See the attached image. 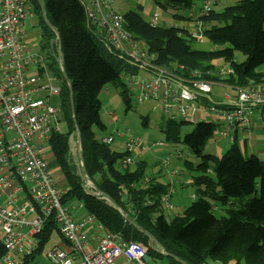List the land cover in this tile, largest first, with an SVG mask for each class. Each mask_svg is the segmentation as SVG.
I'll use <instances>...</instances> for the list:
<instances>
[{
	"label": "trees",
	"instance_id": "trees-1",
	"mask_svg": "<svg viewBox=\"0 0 264 264\" xmlns=\"http://www.w3.org/2000/svg\"><path fill=\"white\" fill-rule=\"evenodd\" d=\"M33 1L40 14L41 50L62 81L60 104L66 131L53 132L50 142L53 160L63 176L61 187L66 189L64 203H83L85 211L96 216L109 231L128 242L143 243L153 259L167 257V264H205L208 259L224 264H264V160L257 155L246 157L237 143H232L221 157L204 153L219 121L194 122L193 130L181 137L185 119L167 118L162 130L168 141L183 142L201 158L197 166L190 163V169L199 172L192 174L198 199L182 214L167 219L162 202V195L168 191L166 185L157 177L145 182L146 161L136 162L131 170L124 160L133 158L134 151L115 150L96 132L106 129L101 113L102 89L109 83L121 86V94L130 107V89L121 80L122 75L140 74L143 68L102 42L87 21L82 0H46L44 12L40 2ZM156 1L172 10L175 22L160 21L155 25L135 9L127 13L120 9L125 26L134 37L147 43L156 64L188 77L198 71L202 78L234 87L264 81V71L259 70L264 65V0H237L221 10L213 8L198 16L185 13L194 5L193 0ZM190 20L196 22L193 31L183 25ZM49 23L60 35L65 74L53 54L51 40L55 33ZM200 29L202 41L212 47L194 45L198 42L194 34ZM238 51L245 55L241 62ZM216 60L231 62L234 73L220 77L213 68ZM226 79L234 84L224 83ZM75 131L80 132L86 176L94 188H87L71 152L70 136ZM209 198L230 205L227 214L218 216L215 208H225ZM235 200L239 208L234 207ZM55 228L53 220L45 225L39 234V247L29 261H35L43 252ZM151 238L162 245L164 253L151 245ZM6 252L0 236V259Z\"/></svg>",
	"mask_w": 264,
	"mask_h": 264
},
{
	"label": "built area",
	"instance_id": "built-area-1",
	"mask_svg": "<svg viewBox=\"0 0 264 264\" xmlns=\"http://www.w3.org/2000/svg\"><path fill=\"white\" fill-rule=\"evenodd\" d=\"M117 1L82 0L87 21L102 42L110 50L130 57L143 72L150 73V76L131 72L122 75L141 103L157 101L173 120H178L173 109H178L182 119L193 115L194 122H197L196 114L214 112L223 119L219 121L217 135L232 143L239 131L249 129L253 119L264 121V81L238 86L236 96L225 90L221 100H217L213 96L216 81L200 79L198 71L188 77L156 64L147 43L134 37L125 26V16L116 7ZM216 2L203 0L201 12L208 13ZM33 3V0H0V236L7 250L0 264H38L28 258L36 253L39 234L52 220L56 224L54 230L67 243L66 246L56 244L44 248V255L53 264H148V246L126 241L109 231L92 214L77 219L71 206L64 203L66 190L54 179L47 152L51 134L62 132L64 127L62 108L53 105L50 99L60 96L62 89L52 84L58 77L53 76L52 69L53 73L49 74L46 55L41 49L35 52L31 41L25 39V21L35 16ZM160 21L159 10L151 23L156 25ZM54 32L53 54L60 71L65 73L60 38ZM195 36L202 41V30L195 32ZM33 70L38 73L34 74ZM217 72L229 76L234 73V67L231 62L224 61ZM42 92L48 94L43 96ZM201 95L206 97L201 98ZM102 140L111 143L114 137ZM144 141L140 136L131 137L126 149L131 153ZM156 145L165 146V143L156 142ZM80 146L81 143V152ZM133 162L128 156L124 165ZM81 164L82 172L86 173L83 155ZM176 173L178 171L174 170L171 177ZM86 179L89 180L87 176ZM148 180L146 177L145 182ZM87 188H94V185ZM96 194L101 193L97 190ZM162 202L164 208H174L171 190L162 195ZM76 204L84 207L83 203ZM31 214L35 217L28 220ZM90 233H97L95 246L90 244Z\"/></svg>",
	"mask_w": 264,
	"mask_h": 264
},
{
	"label": "rangeland",
	"instance_id": "rangeland-1",
	"mask_svg": "<svg viewBox=\"0 0 264 264\" xmlns=\"http://www.w3.org/2000/svg\"><path fill=\"white\" fill-rule=\"evenodd\" d=\"M163 1V0H158ZM194 4L201 5L200 0H193ZM41 6L43 7L46 3V0L39 1ZM229 1H226L223 3V6L219 7L218 10L223 9L224 7L228 6V4H234L236 1H233L231 3H228ZM194 6V5H193ZM192 6V7H193ZM117 7L121 9L124 13L129 12L130 10H137L143 18L146 21H152L153 15L156 13V11L162 10L161 15V23L160 24H168L171 21H174V16L171 13L172 10L165 9L163 6H161L156 0H128L126 2H121L117 4ZM191 8L185 9V13L189 14L191 11ZM33 9L35 12V16L32 18H28L25 21V39L31 41L32 49L39 53L41 46H40V39H41V33L42 29L40 27V14L35 11V3H33ZM199 10H197L198 12ZM198 42H194V45L200 48H210L212 45L207 42L206 40H203L200 42V39L195 36ZM57 44V43H56ZM58 45V44H57ZM150 53V51H149ZM150 55L153 57V55L150 53ZM238 60L241 62L245 55L238 51L236 53ZM214 67L217 71L219 67L222 65V61H214ZM59 64V63H58ZM57 64V65H58ZM48 66V72L49 74L53 73L51 71V68ZM59 68V65H58ZM259 70L264 71V65H262ZM34 74L38 73V70H33ZM210 72V71H209ZM145 76H150V73L147 71H144ZM143 74V73H141ZM53 76H57L58 79H54L52 81V84L55 86L60 87L62 89V81L60 77L54 72ZM224 78L226 76H221ZM202 78V76L200 77ZM44 80L45 77H44ZM122 81H126L125 76L122 77ZM224 83L228 84H234L233 82H229L227 79L224 81ZM45 84V83H43ZM218 84V83H217ZM216 84L214 94L215 96L221 93V91L228 90L232 96L237 95V91H234L233 89H224L222 86H219ZM225 85V84H224ZM127 87L125 86V89ZM121 86L116 85L115 83H109L107 84L100 93V100H101V113L103 120L106 123V129L105 130H99L96 129L97 135L99 138H102L104 136L112 135L114 137V142H111V146L113 149L118 151H125L126 149L123 146V143L126 144L129 142L131 137H142V138H148L144 139L145 141L140 146L141 150L144 151V154L139 159L137 153H133L134 163L129 164V168L132 170L135 168L136 162H139L140 160L146 159V168H145V175L149 177H157L166 187L171 190L173 193V202L174 207L173 209H166L164 208V213L167 219H172L180 214L183 213L185 208L190 206L192 202L196 199H193L192 196L195 193L196 197L198 196V192L196 190V186L194 184H182L180 180L185 181L186 179L191 177V174L198 175L199 172H195L190 169V163L194 166H197L199 162L201 161V158L197 156L186 144L183 142L179 143H173L169 142L167 138V134L162 130V124L164 123L169 116L166 114L163 107L157 102V101H148L145 103H141L137 99V94L135 91H129L130 99H131V106L128 107L126 104V101L121 94ZM47 92H42L43 96H46ZM51 102L53 105L58 106L60 108V96H51L50 97ZM153 107L156 109L153 110ZM178 109H173V113L176 114V117L178 120L182 119L181 113L177 111ZM63 116V113H62ZM195 119L197 121L199 120H206L211 121L213 123H218V121H222L223 119L219 117L214 112H202L195 115ZM64 121V127L63 131H66V121L64 119V116L62 118ZM186 123L181 126L180 128V135L181 137L185 136V134L191 132L193 128L195 127V123L193 120V115L188 116L185 119ZM219 129V125L216 127V131L214 135L207 141L206 146L204 148V153L208 154H216L218 156H223L227 152V141L220 139L217 135ZM243 136H246V132H243ZM146 134L149 136L146 137ZM248 135V134H247ZM250 137H243L241 136L239 138V143L242 146L243 140L247 139L248 144L252 142L253 139L255 141H264V121L256 122L254 124L253 129L249 133ZM156 142H164L165 146H158L156 145ZM79 137L77 131L73 132L70 136V147L71 152L73 153L74 157L76 158V161L78 162V165L80 167V172L83 176V178L86 180V184L93 185L91 181L86 179V173L82 172V150L80 152L79 149ZM226 146V147H225ZM81 147V146H80ZM225 147V148H224ZM139 148V149H140ZM50 154V162L53 169V177L58 181L59 186H63V176L60 172V170L54 165L53 163V157L52 152L50 150H47ZM169 160V163L166 164L165 161ZM177 170L178 173H176L173 177H170V174ZM170 177V178H169ZM171 179V184L169 180ZM176 181V182H175ZM174 182V183H173ZM189 182V180H188ZM174 185V186H173ZM218 187L217 189H219ZM209 200L212 203L217 202L218 205H221L224 209V211H219L215 208V212L220 215H226L227 209L230 208V205H222V203L213 198H209ZM238 200H235V203H237ZM186 206L185 208L183 206ZM234 207L239 208V203L235 204ZM184 208V209H183ZM82 210V209H81ZM35 216L33 214L29 215L27 217L28 220H32ZM151 245L157 250L165 252L162 245L156 241L154 238L150 239ZM160 248V249H159ZM45 257V259H43ZM43 259V260H42ZM41 260L43 264H53L45 255L44 252L42 254ZM168 259L167 257H161V258H155L152 261L148 262V264H167ZM233 264H236L232 262ZM229 263V264H232ZM205 264H224L219 260L215 259H208Z\"/></svg>",
	"mask_w": 264,
	"mask_h": 264
},
{
	"label": "crops",
	"instance_id": "crops-1",
	"mask_svg": "<svg viewBox=\"0 0 264 264\" xmlns=\"http://www.w3.org/2000/svg\"><path fill=\"white\" fill-rule=\"evenodd\" d=\"M226 1H229L228 3H231V2H233V1H237V0H218L216 3H215V5H214V8L215 9H218L219 7H221V6H223V3H225ZM200 2H201V5H198V4H194V6L192 7V9H191V11L189 12V14L190 15H194V16H198L199 14H200V12H201V7H202V3H203V0H200ZM228 5H230V4H228ZM197 10H199L198 12H197ZM44 12V11H43ZM47 19V18H46ZM49 25H50V23H49ZM185 27H190V29L193 31L194 29H195V25H196V22L195 21H185L184 22V24H183ZM51 26V28H52V30H53V32L54 31H56L57 33H58V35H59V32H58V30L56 29H54L53 27V25L51 24L50 25ZM53 26V27H52ZM55 33V32H54ZM59 38H60V35H59ZM140 73H144L143 71L142 72H140ZM63 74H65V73H63ZM217 85H219V86H222V88H224V89H233L234 91H237V87H234V86H228V85H224V84H217ZM216 87V86H215ZM215 87H214V90H215ZM225 91V90H224ZM224 91H221V93H219L218 95H216L215 96V94H214V92H213V96H215V98L217 99V100H221V98H222V95H223V93H224ZM201 98H205L206 96L205 95H201L200 96ZM60 106H61V104H60ZM154 109H156L155 107H153V110ZM103 116V115H102ZM256 122H260V121H258V120H256V119H253L252 121H251V124H250V126H249V129L248 130H243V132H246L245 134H246V136H243V133L241 132V131H239L238 133H237V139H236V141H235V143H237L238 145H239V147H240V149L242 150V152H243V154L247 157V156H252V155H257L259 158H261L262 160H264V141H255V139H253L252 140V142L250 143V144H248L249 142H248V140L247 139H245V140H243V145L241 146L240 145V143H239V138L241 137V136H243V137H250V135H249V133L251 132V130L253 129V127H254V124L256 123ZM77 133H78V131H77ZM248 134V135H247ZM108 136H111V135H108ZM149 135L148 134H146V137H148ZM104 137H107V136H104ZM220 139H223V140H226L227 142V145H229V146H227V151L229 150V148L231 147V145H232V142H230V141H228L227 139H225V138H222V137H220V136H218ZM103 138V137H102ZM144 139H148V138H144ZM114 142V141H113ZM80 143H81V141H80ZM125 145V146H124ZM123 146H124V148L126 149V144H124L123 143ZM141 146V145H140ZM140 146L139 147H136V149H135V151H134V153L136 152L137 153V155H138V158L140 159L141 157H142V155L144 154V151L143 150H141V148H140ZM226 147V146H225ZM224 147V148H225ZM140 148V149H139ZM216 155V154H215ZM143 160H146V159H143ZM53 163H54V165L57 167V162L56 161H53ZM51 168H52V166H51ZM58 168V167H57ZM53 172V171H52ZM147 177H149V176H147ZM170 177H171V175H170ZM169 177V178H170ZM175 177V176H174ZM174 177H171V178H174ZM149 178H151V177H149ZM184 179H186V182L185 181H182V180H180L181 181V183L184 185V184H193V182H194V180H193V178H192V174H191V177H188V178H184ZM188 180H189V182H188ZM169 182H170V184H171V179L169 180ZM176 182V181H175ZM174 183V182H173ZM174 186V185H173ZM61 187V186H60ZM62 188V187H61ZM63 189V188H62ZM64 190H66V189H64ZM196 194L194 193L193 194V196H192V198L193 199H196L197 197L195 196ZM74 203H76V201L75 202H71V203H66V204H68V205H70L71 206V210L72 211H74L75 212V214H76V218L77 219H80V218H82V217H84L86 214H87V212L85 211V209H84V207L83 208H80L79 206H78V204H76V205H74ZM183 206V205H182ZM184 208L186 207V206H183ZM175 208V207H174ZM183 208V209H184ZM82 209V210H81ZM88 238H89V241H90V244H91V246H95L96 245V243H97V233H95V234H92V233H90L89 234V236H88ZM56 244H58V245H60V246H66L67 245V243H66V241L61 237V235L58 233V231L57 230H54L53 231V233H52V235H51V238H50V240H49V242L46 244V247H45V249H48L50 246H52V245H56ZM42 254H43V252L38 256V257H36V259H35V262L36 263H38V264H43V262H42V260L43 259H45V257L41 260V257H42ZM153 258V257H152ZM150 262V261H149Z\"/></svg>",
	"mask_w": 264,
	"mask_h": 264
},
{
	"label": "water",
	"instance_id": "water-1",
	"mask_svg": "<svg viewBox=\"0 0 264 264\" xmlns=\"http://www.w3.org/2000/svg\"><path fill=\"white\" fill-rule=\"evenodd\" d=\"M51 25V24H50ZM53 27V26H52ZM55 30H56V28L55 27H53ZM78 137H79V141H81V135H80V132L78 131ZM83 171H85V167L83 168ZM146 259H147V261H152L153 260V258H152V256L151 255H147L146 256Z\"/></svg>",
	"mask_w": 264,
	"mask_h": 264
},
{
	"label": "bare ground",
	"instance_id": "bare-ground-1",
	"mask_svg": "<svg viewBox=\"0 0 264 264\" xmlns=\"http://www.w3.org/2000/svg\"><path fill=\"white\" fill-rule=\"evenodd\" d=\"M50 151H51V145H50V149H49ZM50 155V154H49ZM50 159V158H49ZM50 168H51V162H50ZM52 169V168H51ZM52 171H53V169H52ZM55 179V178H54ZM56 180V179H55ZM56 182H57V184H58V181L56 180ZM59 185V184H58Z\"/></svg>",
	"mask_w": 264,
	"mask_h": 264
}]
</instances>
